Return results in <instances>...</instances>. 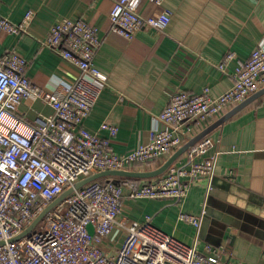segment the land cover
I'll use <instances>...</instances> for the list:
<instances>
[{
	"label": "built area",
	"instance_id": "1",
	"mask_svg": "<svg viewBox=\"0 0 264 264\" xmlns=\"http://www.w3.org/2000/svg\"><path fill=\"white\" fill-rule=\"evenodd\" d=\"M152 1L160 6L165 0ZM142 2L115 0L111 29L127 38L144 28L164 30L170 14L143 15ZM35 15L30 9L15 23L0 14V31L28 32ZM101 43L99 28L91 22L59 18L44 44L74 64L80 76L53 90L32 83L30 60L18 51L0 55V264H231L220 246L207 244L200 250L157 228L150 215L140 221L123 214L126 197L180 202L199 177L207 178L211 189L219 152L209 153L215 142L208 135L187 150L184 163H174L157 177H106L85 184L51 208L27 235L11 241L78 180L107 169L145 170L192 137L196 125L220 117L264 86V47H257L236 64L234 84L222 94L213 95L210 86L199 93H172L159 114L162 126L121 154L113 143L118 126L103 122L93 131L85 125L108 79L94 62ZM235 58L228 51L219 68L225 70ZM30 98L43 99L54 113L21 116L19 106ZM204 213L182 211L179 217L200 230Z\"/></svg>",
	"mask_w": 264,
	"mask_h": 264
},
{
	"label": "crops",
	"instance_id": "2",
	"mask_svg": "<svg viewBox=\"0 0 264 264\" xmlns=\"http://www.w3.org/2000/svg\"><path fill=\"white\" fill-rule=\"evenodd\" d=\"M114 2L0 0V14L15 23L28 10L36 12L28 32L0 31V55L18 51L30 60L27 74L32 83L53 90L63 80L78 79L80 71L44 44L50 28L63 16L96 25L102 43L94 62L108 79L85 125L93 131L103 122L118 126L113 143L121 154L135 149L151 129L162 126L159 114L172 93H199L210 86L213 95H220L234 84L236 64L247 60L255 48L264 47V0H165L160 6L143 0L139 9L143 15L167 11L171 21L164 30L144 28L133 38L111 29ZM230 50L236 58L222 70L218 64ZM18 113L33 119L54 110L43 99L30 98L20 104ZM217 118L196 125L192 136ZM208 136L215 142L209 153L219 152L211 189L208 179L199 177L180 202L126 197L123 214L140 221L150 215L157 228L185 244H197L200 250L207 244L220 246L231 264H264V94ZM166 159L144 169L157 168ZM186 159L187 151L175 163ZM182 211L205 212L201 229L181 220Z\"/></svg>",
	"mask_w": 264,
	"mask_h": 264
},
{
	"label": "water",
	"instance_id": "3",
	"mask_svg": "<svg viewBox=\"0 0 264 264\" xmlns=\"http://www.w3.org/2000/svg\"><path fill=\"white\" fill-rule=\"evenodd\" d=\"M264 94V86L259 90L250 94L243 101L236 104L229 111L221 115L214 122L209 124L205 129L200 131L198 134L192 136L187 142L182 144L177 150H175L160 166L151 170H124V169H107L102 171H95L92 174L78 180L74 183L73 186L66 189L62 194H60L57 198H55L38 216L37 218L18 236L11 239V241L18 240L19 238L27 235L30 231H32L36 225L44 218V216L49 212L51 208H53L56 204L64 200L68 195H70L76 189L81 188L85 184L95 180L106 177H126V178H137V179H150L153 177H157L164 172H166L171 165H173L177 159L186 152L189 148H191L195 143L199 142L202 138L209 135L214 129L223 124L226 120H228L235 113L243 109L245 106L253 102L256 98ZM4 242L0 241V244Z\"/></svg>",
	"mask_w": 264,
	"mask_h": 264
},
{
	"label": "trees",
	"instance_id": "4",
	"mask_svg": "<svg viewBox=\"0 0 264 264\" xmlns=\"http://www.w3.org/2000/svg\"><path fill=\"white\" fill-rule=\"evenodd\" d=\"M106 180V178H104V181Z\"/></svg>",
	"mask_w": 264,
	"mask_h": 264
}]
</instances>
